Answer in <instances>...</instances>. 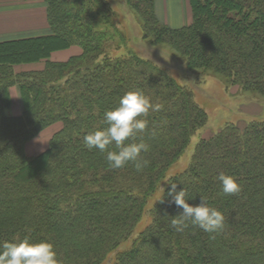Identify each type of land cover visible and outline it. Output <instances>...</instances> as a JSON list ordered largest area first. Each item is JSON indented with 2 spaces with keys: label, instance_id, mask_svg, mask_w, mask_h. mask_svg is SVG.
<instances>
[{
  "label": "trees",
  "instance_id": "trees-1",
  "mask_svg": "<svg viewBox=\"0 0 264 264\" xmlns=\"http://www.w3.org/2000/svg\"><path fill=\"white\" fill-rule=\"evenodd\" d=\"M41 1L50 33L0 41V242L25 235L49 240L61 264H102L113 252L111 264H264V119L227 123L199 139L188 165L167 176L206 123L205 110L153 62L131 51L110 55L108 41L122 32L109 0ZM187 2L190 22L171 27L158 18L156 0H126L148 43L168 46L197 74L264 96V0ZM71 46L81 52L49 60ZM41 59L42 69L15 71ZM13 86L22 113L10 117ZM133 88L161 105L139 137L150 145L139 172L132 164L111 169L105 153L83 143ZM55 123L46 149L28 155L27 142ZM220 172L237 178L239 193H221ZM165 180L184 188L190 204L207 197L223 212L224 231L214 239L198 227L176 232L171 219L182 209L170 202ZM162 187L163 202L148 210L149 223L119 251Z\"/></svg>",
  "mask_w": 264,
  "mask_h": 264
},
{
  "label": "clouds",
  "instance_id": "clouds-1",
  "mask_svg": "<svg viewBox=\"0 0 264 264\" xmlns=\"http://www.w3.org/2000/svg\"><path fill=\"white\" fill-rule=\"evenodd\" d=\"M160 104H153L150 97L140 88L126 91L116 107L103 114L102 127L88 131L83 136V143L91 151L105 153L107 166L111 169H122L132 164L139 172L147 166L148 161L141 156L148 152L150 145L139 138L148 127L146 117L150 111H159ZM216 179L220 182L221 193L225 196L235 195L241 187L232 174L220 172ZM168 181V180H165ZM168 195L177 207L182 209L178 215L172 216L171 227L176 232L198 227L215 235L225 229V216L221 210L209 204L207 197L201 196L199 204L188 203V195L184 188L177 190L175 182H169ZM164 188L160 194L163 202ZM0 264H61L54 244L49 240H33L29 235L15 237L0 242Z\"/></svg>",
  "mask_w": 264,
  "mask_h": 264
},
{
  "label": "rangeland",
  "instance_id": "rangeland-1",
  "mask_svg": "<svg viewBox=\"0 0 264 264\" xmlns=\"http://www.w3.org/2000/svg\"><path fill=\"white\" fill-rule=\"evenodd\" d=\"M109 2L116 12V28L122 32H120L121 37L113 30L115 35L108 41L110 55L117 56L131 51L153 62L167 71L179 84L185 86L192 93L195 102L206 112V123L191 136L187 148L169 168L167 176L182 171L188 165L195 143L199 139L210 137L227 123L242 125L252 119H264V96L243 91L236 85L227 86L218 75L209 72L202 75L190 70L184 59L174 55L168 46L152 45L143 39L140 21L127 5L126 0H109ZM161 189L159 188L152 196H149L145 214L131 237L118 248L119 251L129 247L139 231L149 223L148 210L160 197ZM114 256L115 252L111 253L102 264H111Z\"/></svg>",
  "mask_w": 264,
  "mask_h": 264
},
{
  "label": "crops",
  "instance_id": "crops-1",
  "mask_svg": "<svg viewBox=\"0 0 264 264\" xmlns=\"http://www.w3.org/2000/svg\"><path fill=\"white\" fill-rule=\"evenodd\" d=\"M158 18L171 27H180L190 22L187 0H156ZM50 33L46 18L44 2L41 0H0V41L26 38ZM81 52L80 47L71 46L56 50L50 54L49 60L65 61ZM46 59L36 62L15 65V71L39 70L45 65ZM11 105L6 108L7 116L15 117L22 113L20 92L17 86L10 88ZM55 123L45 128L39 135L27 142L25 151L28 155L46 149L52 135L59 129ZM50 128V129H49ZM49 132L46 133V130Z\"/></svg>",
  "mask_w": 264,
  "mask_h": 264
}]
</instances>
